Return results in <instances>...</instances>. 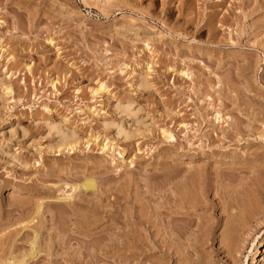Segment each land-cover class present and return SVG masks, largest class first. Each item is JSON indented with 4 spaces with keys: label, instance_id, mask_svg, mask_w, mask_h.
Returning a JSON list of instances; mask_svg holds the SVG:
<instances>
[{
    "label": "rangeland",
    "instance_id": "obj_1",
    "mask_svg": "<svg viewBox=\"0 0 264 264\" xmlns=\"http://www.w3.org/2000/svg\"><path fill=\"white\" fill-rule=\"evenodd\" d=\"M0 47V264H178L159 251L122 257L117 234L127 207L144 221L156 202L175 211L168 201L178 207L197 171L219 179L218 209L194 212V234L176 242L186 224L164 211L168 245L196 264H264V192L253 190L264 186V0H0ZM236 186L263 209L230 254L242 200H223ZM32 227L42 252L29 260Z\"/></svg>",
    "mask_w": 264,
    "mask_h": 264
},
{
    "label": "bare ground",
    "instance_id": "obj_2",
    "mask_svg": "<svg viewBox=\"0 0 264 264\" xmlns=\"http://www.w3.org/2000/svg\"><path fill=\"white\" fill-rule=\"evenodd\" d=\"M0 51L1 52H5V50H3L1 47H0ZM6 53V52H5ZM51 86L54 88L55 87V84H54V82H52L51 83ZM103 86H101V87H99L96 91H95V93H100V92H103ZM62 136V139H61V143L62 144H69L70 142H72L73 141V139H71V138H67V137H65L64 135H61ZM264 157V156H263ZM260 158H262V156L260 157ZM197 159V157L196 156H191V161H194V160H196ZM202 159V158H201ZM258 159H259V157H258ZM261 160H263V162H264V159H261ZM260 160V161H261ZM201 163H199V165H200ZM203 164L205 165V163H202L201 165L203 166ZM207 164V163H206ZM196 166V165H195ZM198 166H196L195 168H197ZM205 167V166H204ZM207 167H208V165H207ZM194 168V167H193ZM201 168V167H200ZM206 168V167H205ZM200 171H201V169H200ZM195 172V171H194ZM203 172V171H202ZM204 172H206V171H204ZM203 172V173H204ZM209 172H212V171H208V173ZM216 172V171H215ZM196 173V172H195ZM197 173H199L200 175H199V178L197 177L198 175H197ZM197 173L195 174V175H193V177L195 176V177H197L198 178V180L197 179H194L193 181L195 182V185L194 184H192V183H194L192 180H190L191 182H186L187 184H189L190 183V186L191 187H189L190 189H192V188H195L196 187V185H197V183L199 184L196 188H197V193L198 194H200V195H198L197 193V195H198V198H197V195H196V197H195V194H194V192L196 191V190H190L189 188H188V190H185L184 191V189L186 188L187 189V186H185V184H183L184 182H183V180H182V184H180V186H182L183 188L182 189H180V188H177V186H175V188H177V189H174V191L176 190L177 191V193H182V190L184 191L183 192V194H185L187 191H188V193H187V195H189V193H191L190 195H192V196H187V195H183L182 194V196L180 195H178L177 194V196L176 195H174L175 193H176V191L174 192V194H172V195H174L173 197L174 198H176V197H178L179 196V204H176V205H178V207H176V206H174L175 204H174V202H172V201H168V202H170L171 203V205H173L172 206V208L173 209H175L176 208V210L175 211H171V210H169L166 206L167 205H169V204H167V202H163L164 203V205H166L165 207L170 211H168L167 209H166V211H168L169 213H168V215H170L171 216V213H175L176 215H179V216H177V218H179L181 221H183V222H185L184 224H186L185 225V229H183V231L182 232H180V230L181 229H177V228H179V227H176L175 225L176 224H179L178 222L176 223L175 221V225H172V229L174 230V229H177V230H179V232H177V233H175V235H173L174 236V238L176 237L177 239H174L175 240V242L176 241H179L180 239H181V237L183 238V236L186 234V232H187V234L189 233L188 231H191L192 229H193V226H194V222L195 221H197V220H195L193 217L194 216H198L197 214H193L194 212H196L197 210H199V209H206L207 207H209L210 206V204H208L207 205V202H210L211 200H209V195L211 194L210 192L212 191V189H214V187H215V185H214V187H213V178H212V181H210V182H208L209 180H211L208 176V174H207V176L205 177V176H202V174L203 173H201V172H198L197 171ZM207 173V172H206ZM213 173V172H212ZM217 173V175L215 174L214 176H218L219 174H218V172H216ZM192 174H194L193 172L192 173H190V174H188L189 175V177H190V175H192ZM214 174V173H213ZM213 174H210V177H211V175H213ZM173 176L175 175H177L176 173L175 174H172ZM187 175V176H188ZM173 176H171L172 177V181L174 180V179H176V178H174ZM170 177V178H171ZM188 177V178H189ZM208 177V178H207ZM187 178V177H186ZM187 178V179H188ZM209 179L208 181H206L207 179ZM215 178V177H214ZM190 179H193L192 177L190 178ZM216 179H218L217 177L215 178V180ZM186 180V179H185ZM189 180V179H188ZM196 180H197V182H196ZM214 180V181H215ZM219 180V179H218ZM264 180V179H263ZM263 180H262V182H263ZM257 181H259L258 183L260 184L261 182H260V179L259 180H257ZM181 182V181H180ZM217 182V180L214 182V183H216ZM172 183V182H171ZM255 183H256V181L254 182V185H255ZM173 184V183H172ZM177 184H179V183H176V182H174V184L173 185H177ZM193 186H195V187H193ZM258 184V185H259ZM184 185V186H183ZM217 185H218V183H217ZM264 185V184H263ZM241 186V185H240ZM235 187V189H233L232 188V190H226L225 188H223V189H225L224 191H226V193H224L225 194V197H227L226 199L224 198V196L223 195H221V196H223V197H221L222 199L224 198L225 199V201L223 200V203L224 202H226V204L228 205V209H230L231 207L233 208H235V206H238L239 207V205H238V203L240 204V202L241 201H239L240 199L242 200V203L240 204L241 206V211L239 212V211H237V212H239V217H237L238 216V213H236L235 215H232V212L234 211V209H232L231 211V214L229 213V211L230 210H228V212L226 213L225 211H224V208L227 206H225L224 207V204H223V209H222V212L226 215V214H228L229 216H231L232 215V217H230V219L231 218H235L236 219V217L238 218V220H239V225H238V223L236 224L237 225V227L233 230L234 231V233H233V237H232V233L229 231V230H227L226 231V234H227V232L229 231V234L231 233V237H232V240L230 239L231 237H229V240H231V242H230V244L228 245V244H226L228 247H227V251L228 252H230V254H231V252L232 251H235L236 252V250L238 251V252H240L241 250H243L245 247H246V243H247V241H248V237L251 235L250 234V232H249V224L251 225V222L252 223H254L253 221H256V219H257V217H259V214H261L260 212H261V210L263 209V207L262 208H260L259 206H260V204L258 205V203H256V201L258 202H260L261 200H260V198L262 199L263 197H258L257 199H256V197L257 196H254V194H253V196H254V200H256V201H252L251 202V204H249V202L248 201H246V200H248L249 198H248V196L245 194L246 192L244 191V187L242 186V188L241 187ZM82 187V186H81ZM84 187H85V189L86 190H88V191H91L92 190V192H95L96 191V189H95V184H94V182L93 181H87L86 183H85V185H84ZM199 187V188H198ZM216 187H218V186H216ZM215 187V188H216ZM259 188H260V185L258 186ZM258 187H256V186H254V189L253 190H255V194H263V192H264V186H262L261 187V189H259ZM195 188V189H196ZM84 189V188H83ZM178 189H180L181 191H178ZM229 189V188H228ZM217 190H218V192H219V189L217 188ZM242 190H243V193H242ZM189 191H194L193 192V194H192V192H189ZM215 191V190H214ZM220 191H221V189H220ZM223 191V190H222ZM221 191V194L223 193ZM245 192V193H244ZM210 193V194H209ZM243 194H244V196H243ZM214 195H216V194H214ZM247 196V198L243 201V199ZM209 196V197H208ZM253 196H249V197H251L250 199L252 200V198H253ZM264 196V195H263ZM115 197H116V195H115ZM158 197H159V195H158ZM189 197V198H188ZM190 197H194V198H192V200H191V198ZM216 196H214L213 198H215ZM125 198V197H124ZM124 198H123V200H124ZM127 198V197H126ZM157 198V197H156ZM174 198H171V200L172 199H174ZM211 198H212V196H211ZM210 198V199H211ZM212 198V199H213ZM65 199V198H64ZM102 200H103V198H101ZM117 199V198H116ZM121 199V198H120ZM119 199V200H120ZM250 199H249V201H250ZM102 200H100L101 202H102ZM118 200V199H117ZM117 200H115L114 199V201L113 202H111V204L109 205L110 207H111V205L112 204H114V202L115 201H117ZM125 200H127V199H125ZM170 200V199H169ZM219 200H220V198H219ZM229 200V201H228ZM264 200V199H263ZM178 201H176V203H178ZM119 201H117L116 202V205H118L117 203H118ZM121 202V201H120ZM135 202V201H134ZM133 202V205L134 206H136V204ZM247 202V203H246ZM137 203V202H136ZM158 202H156V204H157ZM211 203V207H212V210L213 211H215L216 212V209H218V208H216L215 206H214V204L215 203H213V200H212V202H210ZM255 203V204H254ZM97 204V203H96ZM96 204H94V205H92L93 206V208L94 207H97L96 206ZM108 204H109V202H108ZM121 204V203H120ZM132 204V203H131ZM155 204V209L153 210V207L151 208V211L152 212H150L151 214L152 213H154V217L150 220V221H144V220H146L147 218L146 217H144V215H142V213H140L138 216L139 217H141L140 215H142V217H144L143 218V220L141 219V218H138V217H136L137 216V211L135 212L134 210V212L136 213V216H135V214L134 213H128V214H125L126 212H128V211H126L127 210V208L126 209H124L125 211L123 212V214L125 215L124 217H122V228H120V230L122 231L120 234H117V235H119L120 236V238L125 242L124 244L123 243H121L122 244V248H121V252H120V250H119V253L122 255V257H126V255L128 254V252H131V250L132 249H136V250H134L135 251V253H139V252H141L142 254L144 253V252H146V253H151L152 251H159V253H161V255L162 254H164L163 255V257L165 256V255H168V256H170V257H172L173 259L177 256V257H180L181 258V261L184 259V261L186 262L187 260L185 259V258H188V257H190V256H188V255H186L187 257H183V259H182V257H181V255L183 254V253H185V252H182L181 250L184 248H182V246H181V244L179 243V242H177V245H180L181 246V248H179V249H181V250H179V249H177V250H174L173 248H175L177 245H175L174 247H171V245H168V243L166 242L167 241V239L169 238V237H172V234L174 233V232H172V231H170L171 233L169 234V231H167L166 230V228H164V218L162 217L164 214V211H162L163 210V207L164 206H162L161 204L162 203H158L157 205ZM217 204V203H216ZM215 204V205H216ZM237 204V205H236ZM244 204H249V206L248 207H246V205H244ZM41 205V204H40ZM39 205V206H40ZM102 204H98V208H99V206H101ZM244 205V206H243ZM42 206V205H41ZM91 206V207H92ZM108 206V205H107ZM108 206V207H109ZM114 206H115V204H114ZM218 206V205H217ZM90 207V208H91ZM109 207V209L111 210V208ZM131 207L133 208V209H135L132 205H131ZM40 208L41 207H39V210H40ZM98 208H96V209H94V210H97ZM101 208V207H100ZM104 208V207H103ZM113 208V207H112ZM117 208H118V206H117ZM170 208H171V206H170ZM210 208V207H209ZM227 208V207H226ZM129 209V208H128ZM237 209V208H236ZM239 210H240V208H238ZM37 211V213H40V211L38 210V207H37V209H36ZM98 210H100V209H98ZM97 210V211H98ZM101 210H102V208H101ZM104 210V209H103ZM129 210H131L132 211V209H129ZM91 211H93V210H91ZM112 211V210H111ZM110 211V213H112ZM165 211V212H166ZM209 211V210H208ZM218 211V210H217ZM95 212V211H94ZM100 212V211H99ZM130 212V211H129ZM210 212V211H209ZM139 213V212H138ZM150 213H149V215H150ZM211 213V212H210ZM41 215H43L42 214V212L40 213ZM39 214V215H40ZM95 215H96V213H94ZM101 214V213H100ZM165 214H167V212L165 213ZM224 214H222V215H224ZM233 214H234V212H233ZM41 215H40V217H41ZM134 215V216H133ZM214 215V214H213ZM212 215V216H213ZM151 216V215H150ZM167 216V215H166ZM165 216V217H166ZM210 216V215H209ZM234 216V217H233ZM109 217H111V216H108V218ZM172 217H174V215L173 216H171V219H172ZM176 217V216H175ZM173 218V219H177V218ZM223 217V216H222ZM221 217V218H222ZM129 219V218H131L130 220H127V219ZM150 218V217H149ZM167 218V217H166ZM227 218H229V217H227ZM110 219H112V218H110ZM179 219H177V220H179ZM196 219H197V217H196ZM229 219V220H230ZM235 219H231L230 220V222L231 221H233V220H235ZM179 220V221H180ZM195 220V221H194ZM259 220V219H258ZM98 221H100V220H98ZM168 221H169V219H168ZM209 221L211 222V219L209 218ZM262 221V220H261ZM260 221V222H261ZM263 221H264V219H263ZM262 221V222H263ZM102 222V220L99 222V223H101ZM170 222V221H169ZM174 222H172V223H174ZM208 222V221H207ZM218 222H220V220L218 221ZM227 222L229 223V221L227 220ZM233 222H237V220L236 221H233ZM257 222V221H256ZM94 223H95V221H94ZM93 223V224H94ZM38 225H40L39 223H37ZM44 224V223H43ZM98 223H95V225H97ZM102 224V223H101ZM100 224V225H101ZM116 224V223H115ZM118 224V223H117ZM169 224V223H168ZM171 224V223H170ZM206 224V223H205ZM209 224V223H208ZM230 224V223H229ZM229 224H228V226H229ZM233 224H235V223H233ZM232 223L230 224L231 226L233 225ZM257 225H258V223H256ZM83 225V224H82ZM180 225H181V223H180ZM180 225H177V226H180ZM207 225V224H206ZM36 227H41L42 226V223H41V226H37V225H35ZM34 226V227H35ZM116 227H117V225H115ZM114 226V227H115ZM133 226H137L136 227V230L137 231H135V228L133 227ZM138 226H139V228L141 229V230H138ZM173 226H175L176 228H173ZM217 226V225H216ZM227 226V225H226ZM225 226V227H226ZM230 226V227H231ZM82 228H83V226H81ZM115 227V228H116ZM142 227V228H141ZM181 227V226H180ZM207 227V226H206ZM205 227V228H206ZM235 227V226H234ZM247 227H248V233H247ZM251 227V226H250ZM30 229H31V227H29ZM28 228V229H29ZM95 228H96V226H95ZM94 228V229H95ZM98 228H99V226H98ZM129 228V229H128ZM168 228H170L171 229V227H168ZM181 228H184V226H183V223H182V227ZM205 228H203V230L205 229ZM208 228V227H207ZM232 228H233V226H232ZM27 229V228H26ZM29 229V230H30ZM32 229H33V227H32ZM36 228H34L32 231H30V232H34L33 234L35 235V238H34V236H33V242L31 243L32 245V249H30L29 251L30 252H28L27 253V255L29 256V258H27V259H34V258H36L37 257V255L38 254H41V253H38L37 251L40 249H37L36 248V246L38 247L39 246V243H38V240H39V242H40V237L39 236H41V235H39V234H41V231L40 232H38L39 230H38V228H37V230H35ZM41 229H42V227H41ZM105 229H107V228H105ZM132 229H134V230H132ZM169 229V230H170ZM251 229H252V227H251ZM250 229V231H253V230H251ZM167 231V233H166V231ZM209 230V234H211V236H212V233L214 232V223L212 224V226H210V229H208ZM257 230V229H256ZM85 231V230H84ZM186 231V232H185ZM216 231V230H215ZM81 232H83V230L81 231ZM80 232V233H81ZM192 232V231H191ZM203 232V231H202ZM193 234H194V232H192ZM166 234H167V237H166ZM203 234H204V236H205V233L203 232ZM203 234H202V236H203ZM207 234V233H206ZM229 234H227V236L229 235ZM253 234V233H252ZM20 235V234H19ZM188 235H190V234H188ZM246 235V236H245ZM169 236V237H168ZM185 236H187V235H185ZM184 236V237H185ZM211 236H209V241L211 242V243H215L214 242V239L213 238H210ZM230 236V235H229ZM30 236H28V238H29ZM206 237V236H205ZM16 238H18V237H16ZM15 238V240H17ZM204 238V237H203ZM251 238V237H250ZM196 239H198V238H196ZM195 239V242H198V240H196ZM208 239V238H207ZM228 239V238H227ZM14 240V241H15ZM158 240L159 241H161V243H158ZM169 241L168 242H174V240H172V239H168ZM201 240V239H200ZM200 240H199V242H200ZM202 240H204V239H202ZM12 241H13V239H12ZM13 241V242H14ZM152 241V242H151ZM205 242H207V241H205ZM201 243V242H200ZM228 243V242H227ZM132 244V245H131ZM152 244V245H151ZM169 244H171V243H169ZM174 244V243H173ZM176 244V243H175ZM203 244H204V242H203ZM225 245V246H226ZM190 246L191 245H189V247L188 248H186V251H189L188 249H191V250H197L198 251V248H199V246L198 245H196V246H198V248H195L194 249V247H193V245H192V247L193 248H190ZM203 246V245H202ZM207 246V245H206ZM225 246H223V248H225L226 249V247ZM40 247V246H39ZM176 248H178V247H176ZM175 248V249H176ZM202 248L203 247H201V250H202ZM208 248V247H207ZM165 249V250H164ZM37 250V251H36ZM41 250V251H40ZM39 250V252H42V249H40ZM138 250V251H137ZM181 251L180 253L179 252H177V251ZM207 250V249H206ZM224 250V249H223ZM133 251V250H132ZM183 251H184V249H183ZM225 251V250H224ZM226 251V252H227ZM244 251V250H243ZM192 252V251H191ZM195 253H196V251H194ZM194 252L193 253H191V254H193L194 255ZM202 252V251H201ZM210 252V251H209ZM242 252V251H241ZM132 253V252H131ZM131 253H129V254H131ZM134 253V252H133ZM140 253V254H141ZM145 253V255H147ZM153 253V252H152ZM185 253V254H186ZM208 253V252H207ZM207 253H206V255L204 254V256L205 257H207L208 255H207ZM211 253V252H210ZM126 254V255H125ZM155 254V253H154ZM180 254V255H179ZM185 254H183V255H185ZM199 255H201L200 253H198ZM202 254V255H203ZM213 254V253H212ZM235 254V253H234ZM241 254V253H240ZM133 255V254H132ZM179 255V256H178ZM197 255V253L194 255V258L192 257H190V258H188L189 260L187 261V263L188 264H192L190 261H192V262H194V264H196V262H197V260L199 261V259L198 258H196L195 256ZM211 255V254H210ZM218 255V253H216V256ZM227 255V254H226ZM228 255H229V253H228ZM236 255V254H235ZM28 256H26V257H28ZM129 256V255H128ZM138 256V259H139V257H141V256H139V255H137ZM144 256V255H143ZM142 256V257H143ZM151 256V255H150ZM149 256V257H150ZM153 256V255H152ZM230 256V255H229ZM167 257V256H166ZM201 257V256H200ZM218 257V256H217ZM120 258V257H119ZM127 258V257H126ZM161 258V257H160ZM196 258V260H194ZM215 258V257H214ZM26 259V260H27ZM121 260H123L122 258H120ZM144 259H147L146 257H144ZM172 259V260H173ZM177 259V258H176ZM176 259H175V261H176ZM194 261H193V260ZM202 259V258H201ZM208 259H211V258H208ZM219 259V258H218ZM126 260V259H125ZM262 260H264V259H262ZM22 261V262H21ZM18 264H24L26 261H25V259H23V260H21ZM124 261V260H123ZM128 260H126V262H127ZM178 261H179V263L181 262L180 261V259L178 258ZM210 261V260H209ZM212 261V260H211ZM139 262H140V260H139ZM142 262V261H141ZM183 262V261H182ZM184 262V263H185ZM122 263V262H121ZM138 262H136V264H137ZM161 263V262H160ZM177 263V262H176ZM178 263V264H179ZM184 263H182V264H184ZM200 263H201V261H200ZM204 263H205V259H204ZM215 263V262H214ZM138 264H140V263H138ZM162 264H167V263H162ZM181 264V263H180ZM198 264H199V262H198ZM206 264V263H205Z\"/></svg>",
    "mask_w": 264,
    "mask_h": 264
}]
</instances>
